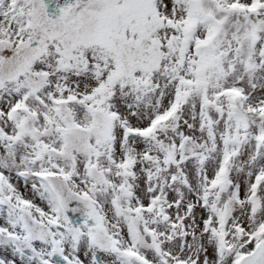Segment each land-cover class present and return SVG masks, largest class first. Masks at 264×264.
Returning a JSON list of instances; mask_svg holds the SVG:
<instances>
[{
    "label": "snow or ice",
    "instance_id": "snow-or-ice-1",
    "mask_svg": "<svg viewBox=\"0 0 264 264\" xmlns=\"http://www.w3.org/2000/svg\"><path fill=\"white\" fill-rule=\"evenodd\" d=\"M0 264H264V0H0Z\"/></svg>",
    "mask_w": 264,
    "mask_h": 264
}]
</instances>
